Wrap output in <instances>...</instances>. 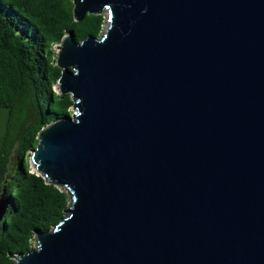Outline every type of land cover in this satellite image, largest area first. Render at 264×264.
Listing matches in <instances>:
<instances>
[{
  "label": "water",
  "instance_id": "1",
  "mask_svg": "<svg viewBox=\"0 0 264 264\" xmlns=\"http://www.w3.org/2000/svg\"><path fill=\"white\" fill-rule=\"evenodd\" d=\"M72 4L107 26L64 35L76 112L29 156L69 204L13 264H264V0Z\"/></svg>",
  "mask_w": 264,
  "mask_h": 264
},
{
  "label": "trees",
  "instance_id": "2",
  "mask_svg": "<svg viewBox=\"0 0 264 264\" xmlns=\"http://www.w3.org/2000/svg\"><path fill=\"white\" fill-rule=\"evenodd\" d=\"M104 24L103 13L75 20L72 0H0V104L11 108L0 158V264H13L38 229L65 215L67 193L33 171L30 150L45 124L74 112L71 95L54 91L61 74L54 45L70 31L78 41L99 36Z\"/></svg>",
  "mask_w": 264,
  "mask_h": 264
},
{
  "label": "rangeland",
  "instance_id": "3",
  "mask_svg": "<svg viewBox=\"0 0 264 264\" xmlns=\"http://www.w3.org/2000/svg\"><path fill=\"white\" fill-rule=\"evenodd\" d=\"M103 14H104V16H106V13L103 12ZM104 27H105V24H104ZM104 27H103V30H104ZM103 30H102V31H103ZM58 46H59V44L54 45V51H55V53H57ZM54 91L60 93V92H59V84H57V85L54 87ZM73 111L76 112L75 109H74ZM74 112H73V113H74Z\"/></svg>",
  "mask_w": 264,
  "mask_h": 264
},
{
  "label": "bare ground",
  "instance_id": "4",
  "mask_svg": "<svg viewBox=\"0 0 264 264\" xmlns=\"http://www.w3.org/2000/svg\"><path fill=\"white\" fill-rule=\"evenodd\" d=\"M107 26V24L105 25V27Z\"/></svg>",
  "mask_w": 264,
  "mask_h": 264
}]
</instances>
